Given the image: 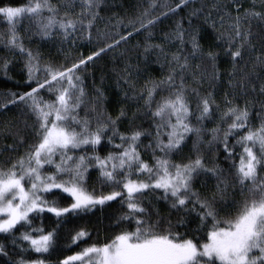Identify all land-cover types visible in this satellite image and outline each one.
<instances>
[{"label":"snow or ice","instance_id":"6c2138e0","mask_svg":"<svg viewBox=\"0 0 264 264\" xmlns=\"http://www.w3.org/2000/svg\"><path fill=\"white\" fill-rule=\"evenodd\" d=\"M194 2L178 0L173 4L172 0H161L159 7L164 10L153 15L157 4L152 0L149 9L125 25L132 31L124 35L104 33L105 39H111V43H105L104 47L91 54L81 53L70 66H41L40 52L25 46L18 25L27 18L30 25L35 24L42 39H50L58 32L64 40H69L79 32L84 39L91 41L96 21L102 19L99 9L103 0H61L59 4H53L51 0H28L20 6H0V21L7 24L6 31L0 33V46L13 56L25 58L23 70L26 71V79L23 84L20 81H15V84L29 89L22 92L0 90V112L19 108L22 114L31 117V123L24 121V135L20 130L13 131L10 124L0 126V137L11 136L14 141L0 146V155L17 153L0 161V234L10 238L13 255L17 248L20 253L31 252L39 257L71 251L73 246L86 244L79 251L58 259L56 264H264V116L260 117L259 126L254 127L249 101L245 100L241 106L235 103V95L229 98L226 93L222 109L211 92L201 94L199 88L190 89L183 75L190 68L189 57H199L210 62L213 72L210 76L200 72L199 78L193 73V82L202 86L205 78L219 79L216 69L221 52L214 50L213 46L208 50L203 48L200 43L201 25L194 23L203 16V23L211 21L210 27L215 30L216 21L212 19L211 12L205 15L203 6L192 8L187 15L188 28L184 27L185 18L182 17L174 29L165 33L166 41L179 45L171 54L170 71L158 82L148 81L139 93V98L144 101L145 115L151 118L155 129L154 143L147 146L152 149L151 163L142 158L139 150L141 137L152 136L151 131L138 130L139 126H134L130 134L120 133L117 124L126 112L121 109L113 119L101 111L103 92L99 88L95 89L94 98L86 100L88 93L82 73L86 72L89 64L142 31L147 33L144 51L159 49L167 59L161 45L148 43L153 36L152 29L161 23L162 18L177 15ZM229 4L234 8L229 10ZM77 5L80 8L78 12L75 11ZM241 7L240 0H215L213 3L221 28L225 17L231 21L228 31L217 32L215 44L218 46L223 41L227 45L223 48V55L232 64V79L229 80L232 89H243L250 77L257 75L256 68L264 71V51L252 57L251 72L238 68L246 53L251 56L256 52L251 43L250 27L245 28L244 24L250 25L252 20L264 21V0H260V11L256 10L255 0H251V6L242 13ZM233 11L236 13L234 16ZM186 43L191 45V52L183 55ZM261 47L264 48V44ZM10 64L11 60L0 58V71L6 80L12 79L7 75ZM200 67L196 65L197 69ZM41 71L43 79L37 74ZM238 72L240 79L233 83ZM125 83L135 88L130 80L125 79ZM163 91L168 95L157 101V93ZM260 93L264 95V84H261ZM45 96L51 99H45ZM192 97H195V113ZM89 104L91 107L81 117L82 106ZM261 109L264 111V104ZM215 112L220 114L217 126L205 129L203 122L213 117ZM194 115L201 126L192 124ZM109 131L111 136L107 135ZM205 132L212 137L206 142L210 148L222 145L225 160L229 162L227 169L216 163L215 154L211 158L202 154L200 145L204 143ZM190 134L196 136L192 148L195 157H187V162H174L170 157L181 150ZM117 136L118 144L113 143ZM230 139L235 143L230 144ZM105 140L113 150L101 155ZM22 147L25 150L20 154ZM157 151L160 155L156 154ZM92 169L98 172L99 192L95 187L90 190L88 186V174ZM202 174L211 175L217 181L216 190L211 195H202L193 189L194 182ZM104 188L111 190L105 192ZM229 189L238 193L240 198L224 200L218 211L215 207L217 198L219 196L223 200ZM157 190L162 191L163 199L171 200V208L196 213L199 226L195 232L199 235L188 237L187 233L174 232L171 225L167 229H159L141 218L146 215V209L141 206L140 198L146 192ZM65 200L69 201L66 205L63 203ZM112 201H119L128 210L116 221L118 232L105 237L103 242L97 239L88 243L92 234L81 228L74 234L70 232L71 243L61 248V230L72 218L91 212L98 206L103 209ZM49 215L54 225L50 229L44 225ZM36 221H39V226H34ZM121 221H134L135 228L123 227ZM24 242L27 248L22 246ZM0 257L6 258L5 264H47L42 258L26 260L21 256L13 260L4 243H0Z\"/></svg>","mask_w":264,"mask_h":264},{"label":"trees","instance_id":"16d2710c","mask_svg":"<svg viewBox=\"0 0 264 264\" xmlns=\"http://www.w3.org/2000/svg\"><path fill=\"white\" fill-rule=\"evenodd\" d=\"M51 2L53 4H59L61 0H51ZM151 2L152 0H103L99 9V16L102 17V19L96 21L95 27L92 30L93 38L91 41L84 39L79 32L76 33L75 37L69 40H64L58 32L54 33L50 39H42L37 33L35 24L30 25L27 18L18 25V31L19 34L24 37V43L27 48L40 52L42 57L41 66L44 64H51L52 66L66 64L70 66L80 57L81 53L88 55L91 54L92 51L104 47L105 43H111V39H105L104 33L114 34L119 32L124 35L132 31L131 27H125V25L129 20H135L146 9H149ZM176 2H178V0H172L173 4ZM214 2L215 0H195V2L190 3L187 8L181 9L177 15L170 16L166 19L162 18L161 23L152 29L153 36L148 43L161 45L164 48V52L167 53V59L160 53L159 49H152L147 53L144 51L147 33L142 31L139 35L134 34L127 42L122 43L119 48L102 54L100 58L89 64L86 72L82 73L84 76V87L88 93L86 100L94 98L96 96L95 89L99 88L103 92V98L100 102L101 111H105L113 119L119 115L121 109H124L126 112V116L122 117L117 124V129L120 133L130 134L134 126H139L138 130H148L153 133L152 136H142L140 140L139 150L141 156L149 163L152 162V149L147 146L154 143L153 137L155 135V129L151 118L145 115L146 109L142 107L144 101L139 98V93L145 88L148 81L158 82L168 75L171 67L169 64L171 54L177 51L179 45L178 43L166 41L164 39L165 33L174 29L176 22L182 17L185 18L184 27L188 28L186 20L188 12L192 8H201V6H203L205 15L211 12L212 19L216 21L215 30L210 27L211 21H209V24L203 23V16L199 18V21H194V23H199L201 25L200 43L203 48L208 50L210 46H213L214 50L221 52V56L217 61L216 69L219 73V79L210 80L205 78L202 82V86H198L193 82V73H196L197 78H199L200 72H205L210 76L213 72L210 62L206 59L202 60L199 57H189L190 68L183 73L186 85L189 86L190 89L199 88L201 94L211 92L216 98V103L220 104L222 109L224 107L222 100L226 93L229 94V98L235 95V103L241 106L244 105L245 100L249 101L250 119L254 127L259 126L260 117L264 116V111L261 109V105L264 104V95L260 93L261 84H264V71H261L260 68H256L257 75L251 76L249 81L245 83L243 89L239 87L232 89L229 87V80L232 79L230 76L232 64L229 58L223 55V48L227 45L221 41L217 46L215 44V37L217 32L228 31V25L231 21L225 17L224 27L221 28L219 16L213 9ZM224 2H227V0H224ZM26 3H28V0H0V6L6 4L20 6ZM160 3L161 0H156L157 7L152 11L153 15H159V13L164 10L159 7ZM240 3L242 5L241 13L244 9L251 6V0H240ZM255 3L257 5L256 10L260 11V0H255ZM233 8L234 5L229 4V10ZM79 10V5H77L75 11L78 12ZM232 15H236L235 11L232 12ZM118 21H123V23H118ZM244 27H250L252 33L251 43L255 46L256 52L252 53L251 56L246 53L245 59L239 62L238 68L243 69L245 72H251L254 63L252 57L264 51V48L261 47V45L264 44V40H262V37H264V21L252 20L250 25L244 24ZM6 29L7 24L0 21V33L5 32ZM97 32L100 33L99 36ZM190 52L191 45L186 43L183 48V55H188ZM0 58L11 60L7 75L12 78L11 80H6L3 71H0V90L11 89L12 91L18 92L29 90L24 87H17L15 84V81H20L21 84H23L24 79H26L27 74L26 71L23 70L25 58L19 55L13 56L2 46H0ZM196 65H200V69H197ZM37 74L43 79L44 73L42 71ZM125 79L134 83L135 88H130L129 84L125 83ZM177 79H179V77ZM239 79L240 73L238 72L233 83H236ZM166 95H168L167 91L158 92L156 100L159 101L161 96ZM133 97H135V99H133ZM45 99H51V97L45 96ZM192 101V110L195 113V97H192ZM90 107V104L87 105V107L82 106L80 116L84 117L85 112L88 111ZM153 107H155V105ZM134 113L135 119L133 120ZM196 114L198 115V113ZM219 115V112H215L213 117L203 122V127L205 129L216 127L219 122ZM25 120L31 123V117L22 114L19 108H12L7 112H0V126L10 124L12 130H20L21 135H24ZM191 122L194 126H201L197 124L195 115L191 118ZM221 126L226 127V125ZM107 135L111 136V131H109ZM164 139L165 142H167V138L164 137ZM211 139L210 133L205 132L203 134L204 143L200 145L202 154L206 158H211L213 154H215L216 163L221 168L227 169L229 162L225 160L222 145L217 144L210 148L206 142ZM195 141L196 136L190 134L186 138L185 143L181 146V150L178 153H174L170 158L176 163L187 162L186 158L189 156L194 158L195 153L192 151V148ZM13 142L11 136L0 137V146L12 144ZM29 143H31V138H29ZM113 143H120L118 136L113 140ZM232 143H235L234 139H230V144ZM25 147L20 148V154L24 152ZM111 150H113L111 145H108L105 140L100 154L105 155ZM239 151L240 149L237 148V152ZM156 154L160 155L158 151ZM9 155L15 156L17 153H4L0 155V161H3ZM58 159L57 157V160ZM209 166L211 165L209 164ZM88 175V186L90 190L92 187H95L97 192H99L100 184L98 183V172L92 169ZM216 183V179L211 175L202 174L196 182H194L193 189L194 191L200 192L202 195H211V193L216 190ZM103 190L108 192L111 189L104 188ZM162 197L163 193L160 190L146 192L144 196L140 198L142 200L141 206L146 209V215L141 218L148 221V223L156 225L159 229H167L171 225L174 232L187 233L188 237L199 235L198 232H195L199 226V218L196 216V213L185 212L183 210L177 211L171 208L170 199L165 200ZM233 197L236 199L240 198L239 194L233 193L231 189L225 193L223 200L218 196L215 204L216 209L219 211L223 206L224 200H231ZM68 202L69 201L65 200L63 203L66 205ZM188 207L191 208L192 205L189 204ZM127 211L126 206H122L119 201H112L106 204L103 209L98 206L96 209L82 214L78 218H72L71 222L61 230V248L71 243L69 233L71 232L74 234L75 230L81 228L92 234V239L88 241V243H92L97 239L103 242L105 237H110L114 232L119 231V228L115 226L116 221L121 215L127 213ZM221 215H224V213L221 212ZM181 221H183V223H181ZM44 225L49 229L54 226L50 215L44 220ZM121 225L129 229L135 228L134 221H121ZM34 226H39V221H36ZM24 230L25 229H20V231ZM16 235H19V231ZM0 243H4L8 246L13 260L19 259L21 256L26 260L42 258L47 261V264H56L58 259H63L64 256L71 255L73 252L79 251L80 248L87 246L86 244H80V247L73 246L71 251H61L38 257V254L31 252L20 253L19 248L14 250L15 254L13 255L10 238L6 239L3 234H0ZM17 243L19 244L20 241H17ZM22 246L24 248L28 247L26 242H24ZM5 259L6 258L0 257V264H5Z\"/></svg>","mask_w":264,"mask_h":264}]
</instances>
